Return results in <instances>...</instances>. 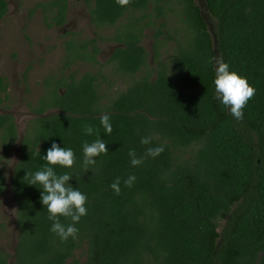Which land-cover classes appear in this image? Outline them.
Segmentation results:
<instances>
[{
  "label": "trees",
  "instance_id": "1",
  "mask_svg": "<svg viewBox=\"0 0 264 264\" xmlns=\"http://www.w3.org/2000/svg\"><path fill=\"white\" fill-rule=\"evenodd\" d=\"M69 1L39 0L36 6L48 26H62ZM77 1L88 7L95 30L114 28L109 39L119 45L102 64L96 39L78 41L70 32L61 68L76 61L98 68L71 71L54 82L46 78L21 138L14 116L0 113V155L20 139L9 178L0 166V195L9 189L17 229L14 252L1 247L0 264H76L80 249L82 264H264V0H204L216 20L213 36L194 0H131L126 7L115 0ZM7 10L0 0V20ZM170 10L183 33L161 60L166 21L159 22L151 66L140 44L142 30ZM217 57L255 89L242 121L215 98ZM121 76L128 85L116 90L115 77ZM7 87L0 76V95ZM104 114L110 135L100 124ZM86 124L98 133L85 135ZM144 136L152 137L150 145L140 143ZM98 137L108 153L84 172L82 146ZM53 142L75 154L72 168L55 171L71 174L69 184L87 196V215L75 225L78 238L67 242L50 231L42 189L23 178L46 164L41 157ZM158 145H164L161 154L145 156L147 147ZM132 149L143 159L137 167L128 156ZM130 175L136 180L126 187ZM117 177L119 195L110 188Z\"/></svg>",
  "mask_w": 264,
  "mask_h": 264
},
{
  "label": "rangeland",
  "instance_id": "2",
  "mask_svg": "<svg viewBox=\"0 0 264 264\" xmlns=\"http://www.w3.org/2000/svg\"><path fill=\"white\" fill-rule=\"evenodd\" d=\"M194 1L200 7L208 30L213 36L215 18L209 14L204 0ZM6 2L7 13L0 20V76L5 78L8 87L6 93L0 95V113H10L14 116L18 136L21 138L28 120L35 116L30 107L36 104L47 88L46 78L54 82L58 77L66 76L71 71H76V74L80 75L87 70L98 68L81 61H76L68 69L61 68L65 54L63 41L72 36L70 32L78 41L95 38L99 48L97 59L102 64L107 61L119 43L109 39L115 31L112 26L95 30L90 23L89 9L83 1L70 0L65 24L51 27L47 25L41 9L36 6L39 0H6ZM171 6L174 7V4ZM148 10L155 13L153 4L149 5ZM133 14L142 13L136 11ZM130 15H125L119 23L126 21ZM163 20L166 21V28L162 27L164 34L159 37L162 44L158 48L161 60H165L173 51L177 45L176 39L183 33V24L179 16L177 13L172 14L171 10L167 12L165 19L158 18L151 25L143 28L140 44L146 50L147 62L151 66L154 54L153 34L159 22ZM106 70L110 71V68L107 66ZM109 77L114 76L109 74ZM115 79L116 90H122L128 85V81H124L122 76ZM51 111L53 110L49 112ZM19 154L20 139H17L8 154L0 155V166L5 168L8 178ZM15 208V201L7 189L0 195V248H5L9 254H13L17 239ZM223 222L224 220H221L217 228L219 232ZM84 258V252L81 249L77 250L76 264H82Z\"/></svg>",
  "mask_w": 264,
  "mask_h": 264
},
{
  "label": "clouds",
  "instance_id": "3",
  "mask_svg": "<svg viewBox=\"0 0 264 264\" xmlns=\"http://www.w3.org/2000/svg\"><path fill=\"white\" fill-rule=\"evenodd\" d=\"M131 0H115L120 7H126ZM215 98L230 111V114L237 121L244 119V108L249 100L255 95L254 87L250 86L247 79L241 77L234 71L229 70V65L222 58H215ZM209 64L213 63L209 59ZM100 124L103 126L106 134L112 133V125L108 114L100 117ZM98 133V129H94L91 125H83L85 135H92L93 132ZM152 137H141L142 145H150ZM83 148V160L81 167L84 172L96 166V157L101 154L107 155L108 149L106 143L97 138L95 141L85 142ZM164 151V145L155 147H147L145 156L156 157ZM131 166L137 167L143 163L142 158H138L135 149L128 152ZM46 161L40 170L35 172L28 171L23 178H26L29 185H39L42 189L40 201L47 209L48 219L52 221L50 231L56 234L62 242H67L69 238L75 240L78 238V224L82 217L87 215V196L79 189H74L69 181L73 178L69 173L57 174L55 167L72 168L75 163V154L71 148L60 147L53 142L47 150L46 155L41 157ZM135 175H130L124 180L126 187H131L135 182ZM120 178L117 177L110 188L116 195L120 194ZM60 217L69 219L71 222L67 225L61 223Z\"/></svg>",
  "mask_w": 264,
  "mask_h": 264
}]
</instances>
